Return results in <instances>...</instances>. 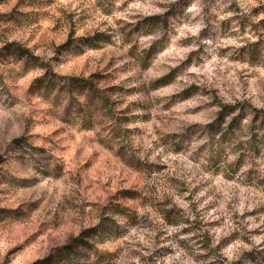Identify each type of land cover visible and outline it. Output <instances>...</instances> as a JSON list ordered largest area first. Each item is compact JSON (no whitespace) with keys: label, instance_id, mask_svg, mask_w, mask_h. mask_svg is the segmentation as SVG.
I'll return each mask as SVG.
<instances>
[{"label":"rangeland","instance_id":"obj_1","mask_svg":"<svg viewBox=\"0 0 264 264\" xmlns=\"http://www.w3.org/2000/svg\"><path fill=\"white\" fill-rule=\"evenodd\" d=\"M262 120L264 0H0V264H264Z\"/></svg>","mask_w":264,"mask_h":264},{"label":"trees","instance_id":"obj_2","mask_svg":"<svg viewBox=\"0 0 264 264\" xmlns=\"http://www.w3.org/2000/svg\"><path fill=\"white\" fill-rule=\"evenodd\" d=\"M100 100L101 102L105 103L106 97L102 94ZM236 109H238L236 105L222 106L218 112V119L222 121L225 120V118L232 116L235 113ZM242 117L243 116L239 112V114L232 117V119L230 120V125L238 127L242 120ZM262 126H264V122L262 123ZM119 228L120 227L114 221V239H116V237H118L119 235ZM83 241L76 240L73 243H70L69 245L61 248L59 250L61 260L52 262V259H47L41 264H94L91 260V254L95 252L94 245L88 243L87 241Z\"/></svg>","mask_w":264,"mask_h":264}]
</instances>
